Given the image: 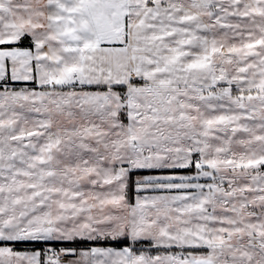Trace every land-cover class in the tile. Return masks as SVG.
Segmentation results:
<instances>
[{"label": "snow or ice", "instance_id": "snow-or-ice-1", "mask_svg": "<svg viewBox=\"0 0 264 264\" xmlns=\"http://www.w3.org/2000/svg\"><path fill=\"white\" fill-rule=\"evenodd\" d=\"M0 264H264V0H0Z\"/></svg>", "mask_w": 264, "mask_h": 264}, {"label": "rangeland", "instance_id": "rangeland-1", "mask_svg": "<svg viewBox=\"0 0 264 264\" xmlns=\"http://www.w3.org/2000/svg\"><path fill=\"white\" fill-rule=\"evenodd\" d=\"M16 87L19 88L22 86H16ZM144 172H146V173H144ZM161 174H167V172L161 173L160 171H156V170H152V171L139 170V171H136V174H133V175L131 174L130 177L134 176L133 179L135 181L137 179V177H143V176H148V175H161ZM151 194H154V193H151ZM103 242H108V241H84V242L70 243V245L68 244V242H51V243H47V242H22V243H17L15 245V248H16V250H19V251H29L30 252V251H34V250H40V251L44 252V251H47V249L45 247L55 246V248H53V250L59 251V249L67 248V247L69 248L71 245H75L77 249L90 248L93 246H105V245H102ZM53 243H64V245H53Z\"/></svg>", "mask_w": 264, "mask_h": 264}, {"label": "trees", "instance_id": "trees-1", "mask_svg": "<svg viewBox=\"0 0 264 264\" xmlns=\"http://www.w3.org/2000/svg\"><path fill=\"white\" fill-rule=\"evenodd\" d=\"M146 173V172H144ZM133 174H136V172H133ZM134 177V176H133ZM133 177H130V187H131V192L134 193L135 188H134V179ZM133 201H134V197H133ZM53 245H64V243H53ZM102 245H128L127 242H123V241H108V242H103Z\"/></svg>", "mask_w": 264, "mask_h": 264}, {"label": "crops", "instance_id": "crops-1", "mask_svg": "<svg viewBox=\"0 0 264 264\" xmlns=\"http://www.w3.org/2000/svg\"><path fill=\"white\" fill-rule=\"evenodd\" d=\"M27 41H25L24 42V44L22 45V46H27ZM15 86H24L23 84H20V83H17ZM29 86H31V85H29ZM144 194H147V195H151V193L150 192H148V193H144ZM107 241H110V240H107ZM128 244H129V241H126ZM47 243H51V242H47ZM69 245H70V243H68ZM67 246V245H66ZM74 246V248H76V246L75 245H71L70 247H73ZM124 246H127V245H105V246H93V247H102V248H106V247H113V248H117V249H120V248H122V247H124ZM137 247H140V245H137ZM68 248V247H67ZM153 252L155 251V250H152Z\"/></svg>", "mask_w": 264, "mask_h": 264}, {"label": "built area", "instance_id": "built-area-1", "mask_svg": "<svg viewBox=\"0 0 264 264\" xmlns=\"http://www.w3.org/2000/svg\"><path fill=\"white\" fill-rule=\"evenodd\" d=\"M46 249H48V248H51V249H53V248H55V246H52V247H45Z\"/></svg>", "mask_w": 264, "mask_h": 264}]
</instances>
